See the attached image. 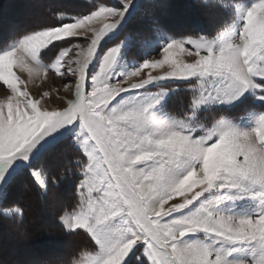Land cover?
I'll return each instance as SVG.
<instances>
[{"label": "snow or ice", "instance_id": "snow-or-ice-1", "mask_svg": "<svg viewBox=\"0 0 264 264\" xmlns=\"http://www.w3.org/2000/svg\"><path fill=\"white\" fill-rule=\"evenodd\" d=\"M94 9L59 13L56 25L0 49V199L25 168L47 190L36 163L70 140L82 157L78 203L59 220L95 247L69 264H264V110L239 121L205 115L250 99L264 108V0L235 3L215 35H169L157 24L152 39L111 47L137 4ZM49 73L65 95L28 90ZM171 84L190 94L178 112Z\"/></svg>", "mask_w": 264, "mask_h": 264}, {"label": "rangeland", "instance_id": "rangeland-1", "mask_svg": "<svg viewBox=\"0 0 264 264\" xmlns=\"http://www.w3.org/2000/svg\"><path fill=\"white\" fill-rule=\"evenodd\" d=\"M111 2L112 0H0V46L9 45L16 36L26 31L56 25L59 13L84 15L95 10L94 6L100 3ZM237 2L251 3L252 0H134L137 4L136 12L125 31L108 47L118 44L129 35L137 41L152 39L157 24L169 35H215L226 22H230L233 6ZM54 55L55 50L45 60H51ZM126 60L129 63L137 61L135 49L127 55ZM49 79L51 81L43 88L53 93L59 90L61 95H65V82L54 74ZM38 83L37 81L34 95L39 90ZM167 86L181 89L170 101V109L178 112L182 106L187 105L190 94L184 92L179 84ZM5 95L4 87L0 86V99H4ZM68 98H72L70 94ZM57 103L60 107L64 106L59 101ZM249 110L259 111L264 108L250 99L238 108L205 115L208 120L225 116L239 121ZM78 157L82 158L71 141H62L36 163V168L44 173L47 190L39 186L30 168H25L6 186L5 196L0 199V264H69L72 259H80L83 251L94 249V243L86 233H69L59 220L62 214L71 212L78 203L76 184L79 175L74 163ZM53 178L57 183H52ZM16 208L23 210L22 217L6 214V211ZM48 229L53 233L50 231L46 234ZM130 259L132 264H136L134 258L130 256Z\"/></svg>", "mask_w": 264, "mask_h": 264}, {"label": "crops", "instance_id": "crops-1", "mask_svg": "<svg viewBox=\"0 0 264 264\" xmlns=\"http://www.w3.org/2000/svg\"><path fill=\"white\" fill-rule=\"evenodd\" d=\"M45 62H48V60L47 61L45 60ZM17 74L20 75L22 79H26L27 78L26 74L19 72L18 69H17ZM51 75H52V73H49V78H51ZM50 81H51V79H48L47 82H50ZM47 82L44 83L45 85L44 84L41 85V84L38 83L39 85H37L38 86L37 89H39V88H41L43 86H46V84H48ZM29 85H28V90L33 93V91L36 90V85L33 86V83H30ZM30 87L33 88V89H31Z\"/></svg>", "mask_w": 264, "mask_h": 264}, {"label": "bare ground", "instance_id": "bare-ground-1", "mask_svg": "<svg viewBox=\"0 0 264 264\" xmlns=\"http://www.w3.org/2000/svg\"><path fill=\"white\" fill-rule=\"evenodd\" d=\"M15 3V2H14ZM2 14V13H1ZM7 15H9V14H7ZM1 16V15H0ZM7 17V16H6ZM187 21H189V20H187ZM35 25V24H34ZM32 28V27H31ZM25 74V73H24ZM34 85H36V82L35 83H33V86ZM30 86V85H29ZM55 94V93H54ZM18 192V191H17ZM33 192V191H32ZM20 193V192H19ZM20 195V194H19ZM51 200V199H50ZM49 201V200H48ZM52 201H54V200H52ZM51 205V204H50ZM49 205V206H50ZM14 242V241H13ZM15 243V242H14ZM13 243V244H14ZM62 243V242H61ZM65 243V242H64ZM67 243V242H66ZM73 243V242H72ZM58 244V243H57ZM63 246V245H62ZM69 247V246H68ZM76 247V246H75ZM55 248V247H54ZM46 249V248H45ZM18 250V249H17ZM49 250V249H48ZM20 251V250H19ZM37 251H39V250H37ZM60 251H64V250H60ZM24 252V251H23ZM66 253H67V251H65ZM18 253V252H17ZM60 253H63V252H60ZM18 255V254H17ZM57 255H59V254H57ZM24 256V255H23ZM60 256H63V255H60ZM65 256V255H64Z\"/></svg>", "mask_w": 264, "mask_h": 264}, {"label": "trees", "instance_id": "trees-1", "mask_svg": "<svg viewBox=\"0 0 264 264\" xmlns=\"http://www.w3.org/2000/svg\"><path fill=\"white\" fill-rule=\"evenodd\" d=\"M1 47H3V46H0V48H1ZM57 221H58V220H57ZM58 223H59V221H58ZM59 225H60V224H59ZM55 229H56V228H55ZM56 230H57V229H56ZM58 230H59V232L61 231V229H60L59 226H58ZM50 231H51V230L48 229V231H47L46 234L50 233ZM51 232H52V231H51ZM52 233H53V232H52ZM62 233H63V232H62ZM65 233L68 234L66 231H65ZM68 235H69V234H68Z\"/></svg>", "mask_w": 264, "mask_h": 264}]
</instances>
